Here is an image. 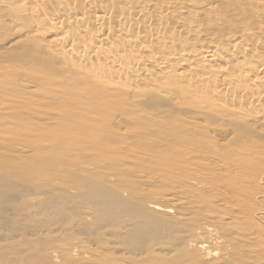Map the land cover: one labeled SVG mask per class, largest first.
Segmentation results:
<instances>
[{"label":"bare ground","instance_id":"bare-ground-1","mask_svg":"<svg viewBox=\"0 0 264 264\" xmlns=\"http://www.w3.org/2000/svg\"><path fill=\"white\" fill-rule=\"evenodd\" d=\"M6 137L0 264H264V0H0Z\"/></svg>","mask_w":264,"mask_h":264},{"label":"rangeland","instance_id":"rangeland-1","mask_svg":"<svg viewBox=\"0 0 264 264\" xmlns=\"http://www.w3.org/2000/svg\"><path fill=\"white\" fill-rule=\"evenodd\" d=\"M11 118H13V117H11ZM33 117H31V119H28V121H24V124H22V128H19L18 127V129H22V130H19V131H21V132H23L24 134H26L27 132H30V130H31V132L33 131V130H35V131H37V130H40L41 129V127L40 126H42L43 125V121H45V119L43 120L42 118H41V120H43L42 122H41V120L37 117V118H35V116H34V119H32ZM27 120V119H26ZM47 120V119H46ZM51 121H49V119H48V121L50 122V124H48V125H51V127L49 128H46L47 130L48 129H51V128H53V126H55V125H53V124H58V121L57 122H53L52 120H54V119H50ZM48 121H46L47 123H48ZM55 121V120H54ZM7 123L6 124H8V122L9 121H6ZM52 122V123H51ZM11 123V122H10ZM42 123V124H41ZM47 123H46V126H45V124L43 125V126H45V127H47L48 125H47ZM4 124V123H3ZM4 126H6L5 124H4ZM9 126H13V124H8V126L7 127H9ZM54 129H55V127H54ZM26 132V133H25ZM34 132V131H33ZM54 132V133H53ZM59 131H52L51 130V132H49V133H51V134H49L47 131H46V134L44 133V136H43V140H45V143H44V145L45 144H47V146L49 147V150L47 149V150H45V151H48V152H50L49 154H52L53 153V150L54 149H56V152H54L55 154L57 153V150H58V152L59 153H57V154H60L61 155V157H63V158H65L66 157V159H67V157L69 156V154H71V152H69V148L70 147H68V144L66 145V143L64 142V138L63 137H65L64 135H67L68 134V132H64V134L63 135H61V137L60 136H58L60 133H58ZM47 133H48V135H47ZM28 134V133H27ZM30 134V133H29ZM28 134V135H29ZM63 136V137H62ZM7 138V137H6ZM61 138H63V139H61ZM11 139V140H10ZM10 139H5V140H3L2 141V145L0 146V151H1V153H2V151H3V149H11V148H13V145H15L14 143V140H12V138H10ZM43 142V141H42ZM1 143V142H0ZM62 143V144H61ZM42 145H43V143H42ZM43 145V146H44ZM53 145L55 146V147H53ZM57 145H58V147H57ZM47 146H45L46 148H47ZM50 146L52 147V149L53 150H51V148H50ZM1 147H3V149L1 150ZM45 148V149H46ZM5 149V150H6ZM43 149H44V147H43ZM4 150V151H5ZM51 151H52V153H51ZM71 151V150H70ZM6 152V151H5ZM47 152V153H48ZM53 153V154H54ZM52 154V155H53ZM47 155V154H46ZM48 156V155H47ZM57 157H58V155H57ZM60 157V156H59ZM58 157V158H59ZM32 156L30 155V158L29 157H27V156H22V155H18V154H16V153H12V154H9L8 155V159L10 160V161H17V162H19L20 164H22V166H24L25 168H31L32 167V164H33V162H32ZM59 160H63V161H66L65 159H62V158H59ZM62 161V162H63ZM56 166H58V167H56ZM60 171V172H62L61 171V168H60V166L59 165H55V168H52V171L53 172H57L58 170ZM57 170V171H56ZM58 171V172H59ZM51 173V172H50ZM18 226H23V225H21V224H18Z\"/></svg>","mask_w":264,"mask_h":264}]
</instances>
